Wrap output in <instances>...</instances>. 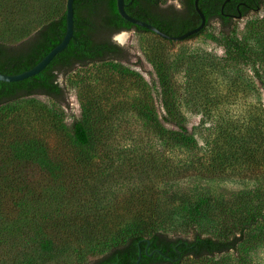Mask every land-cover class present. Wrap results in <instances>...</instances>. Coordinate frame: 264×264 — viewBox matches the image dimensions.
<instances>
[{"label":"trees","instance_id":"16d2710c","mask_svg":"<svg viewBox=\"0 0 264 264\" xmlns=\"http://www.w3.org/2000/svg\"><path fill=\"white\" fill-rule=\"evenodd\" d=\"M61 1L64 9L54 14L53 0H0V25L4 30L7 23L6 32L12 30L17 17L30 18L33 25L39 22L12 42L0 38V73L16 75L31 69L61 42L67 0ZM179 1L176 8L164 0H124L129 16L171 36L200 24L194 0ZM263 4L264 0H199L206 24L188 39L202 35L216 22L226 60L232 65L255 66L253 50L234 36L233 23ZM73 14L74 34L67 48L38 75L19 82L0 81V116L11 113L9 105L38 97L61 108L67 106L68 89L61 78L76 68L127 62V52L112 40L114 35L157 36L124 20L116 0H74ZM256 79L262 81L260 76ZM92 106L72 121L64 150L51 148L35 134L6 136L0 121V138L7 137L0 142V249L11 252L0 257V264H135L139 250V264H227L232 255L234 264H254L248 251L264 245V180L257 172L264 167V132L257 122L247 127L220 122L213 140L205 138L201 146L171 101L163 103V113L173 119L172 129L160 123L156 111L141 106L138 113L150 122L145 126L162 145L187 154L184 163L197 166L196 154H210L209 171L216 175L241 162L251 169L248 178L256 185L234 201L202 197L181 202L175 211L171 206L161 207L153 191L145 189L138 203L128 200L120 211L115 200L105 195L107 177L100 179L108 175L107 168H112L109 165L116 156L106 152L103 128L96 127L98 116L92 114ZM147 164L154 167L150 157ZM177 213L187 220V228L169 233L165 225ZM204 222L210 223L215 234L203 233ZM22 243H29L34 252L19 251L17 244Z\"/></svg>","mask_w":264,"mask_h":264},{"label":"rangeland","instance_id":"374dc122","mask_svg":"<svg viewBox=\"0 0 264 264\" xmlns=\"http://www.w3.org/2000/svg\"><path fill=\"white\" fill-rule=\"evenodd\" d=\"M164 4L180 7L179 0H164ZM51 8L54 14L64 9L61 0H53ZM29 20L17 17L10 32H6L7 23L4 30L0 25L1 40L12 42L39 23L33 25V20ZM180 27L177 25L176 29ZM233 29L234 36L253 50L255 66L232 65L226 60L216 22L210 23L202 35L179 42L149 33L127 32L119 43L127 52L126 63L93 64L76 68L61 78L69 94L68 105L63 108L42 97L9 105L13 108L11 113L0 116L5 134H35L51 148L64 150V137L72 121L81 117L86 106L93 105L92 114L98 116L96 127L103 128L106 152L116 156L109 165L112 168H107L108 175L100 179L107 177V185H103L105 195L115 200L120 211L128 200L138 203L145 189L153 191L161 207L171 206L174 211L181 202L202 197L218 202L234 201L256 185L248 178L251 169L240 162L224 173L212 175L210 154H196L197 166L186 164L187 154L162 145L157 134L145 126L150 122L138 113L146 105L156 111L163 126L172 129L173 119L163 113V103L171 101L180 121L201 146L203 139L213 140L214 128L220 122L247 127L253 121L264 132V4L235 20ZM5 137L0 138L1 143L6 141ZM149 157L152 168L147 164ZM259 169L257 172L262 174L259 179L264 180V167ZM186 221L177 213L165 229L169 233L185 231ZM200 229L205 234H215L210 223L204 222ZM17 246L23 253L34 252L29 243ZM1 251V258L11 254ZM248 253L254 264H264V245ZM234 263L232 255L227 264Z\"/></svg>","mask_w":264,"mask_h":264},{"label":"water","instance_id":"95a60500","mask_svg":"<svg viewBox=\"0 0 264 264\" xmlns=\"http://www.w3.org/2000/svg\"><path fill=\"white\" fill-rule=\"evenodd\" d=\"M198 1L199 0H194V7H195V11L197 12V14L200 18V24L198 26H196L195 28H193V29L181 34V35H178V36L168 35L162 31H160L159 29H157L156 27H154L153 25H151L149 23H146L144 21H141V20H138L136 18L129 16L125 11L124 0H116V7H117V11H118L119 15L124 20H126L127 22L134 24L136 26L142 27V28L156 34L158 37H160L164 40H168V41H172V42H179V41L186 40L189 37L199 33L205 27L206 18L204 16V14L202 13V11L199 9ZM226 1H228V0H226ZM73 3H74V0H67L66 1V29H65V34H64L61 42L59 44H57L39 63H37L31 69H29L25 72H22L20 74H16V75H6V74L0 73V81L8 82V83L19 82V81H22L24 79L38 75L53 60V58L56 55H58L59 53H61L62 51H64L67 48V46H68V44H69V42L72 39L73 34H74ZM122 34H127V32H121L119 34H116L114 37L115 40L122 43V41L119 39V36ZM147 244H149V243H147ZM140 260H141V252L139 250V254H138V257H137L135 264H139ZM114 264H116V263H114Z\"/></svg>","mask_w":264,"mask_h":264},{"label":"bare ground","instance_id":"6f19581e","mask_svg":"<svg viewBox=\"0 0 264 264\" xmlns=\"http://www.w3.org/2000/svg\"><path fill=\"white\" fill-rule=\"evenodd\" d=\"M125 38H126V34H122V35L119 36V39H120L121 41H123Z\"/></svg>","mask_w":264,"mask_h":264},{"label":"flooded vegetation","instance_id":"af4514ba","mask_svg":"<svg viewBox=\"0 0 264 264\" xmlns=\"http://www.w3.org/2000/svg\"><path fill=\"white\" fill-rule=\"evenodd\" d=\"M115 35L113 36V38H112V40L115 42V43H117V44H119L120 42H118L117 40H115ZM120 45V44H119Z\"/></svg>","mask_w":264,"mask_h":264}]
</instances>
